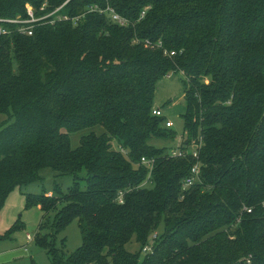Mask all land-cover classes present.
Instances as JSON below:
<instances>
[{
  "label": "trees",
  "instance_id": "obj_1",
  "mask_svg": "<svg viewBox=\"0 0 264 264\" xmlns=\"http://www.w3.org/2000/svg\"><path fill=\"white\" fill-rule=\"evenodd\" d=\"M66 2L76 22L31 36L2 24L0 210L50 169L72 178L68 194L55 196L56 186L26 195V206L47 213L63 202L55 230L78 219L82 234L68 256L37 239L52 264H264V0H109L124 27L88 12L105 0H0V18ZM177 72L187 79L185 145L202 141L201 182L188 192L181 182L196 160L166 159L170 149L150 144L175 138L152 110L156 85ZM97 126L104 132L71 147L72 134ZM143 157L155 159L151 172Z\"/></svg>",
  "mask_w": 264,
  "mask_h": 264
},
{
  "label": "rangeland",
  "instance_id": "obj_2",
  "mask_svg": "<svg viewBox=\"0 0 264 264\" xmlns=\"http://www.w3.org/2000/svg\"><path fill=\"white\" fill-rule=\"evenodd\" d=\"M185 82H187L185 75L182 72H177L170 78L164 77L156 85L153 109H159L163 114L164 121L161 127L175 134L174 139H152L150 144L156 148H165L166 150L182 148L187 151L191 147L185 145V137H183L182 116L186 107ZM205 84H208L207 80H205ZM5 119V116L0 114V124L4 123ZM165 121L172 122L173 127L166 129ZM91 132L101 134L104 130L97 126L72 134L70 136L71 147H78L80 138ZM163 157L170 159L165 153ZM41 176L40 182L14 189L0 210V236L11 230L14 231L9 239L0 242V264H52L48 250L37 245L35 243L37 239L45 241L47 244L52 242L55 248L65 256L74 253L82 246V234L78 219L73 220L59 232L55 230L57 215L64 206L63 202L47 213L41 211L40 207L26 206V195H42L44 190L48 194H53V190L57 186L59 192L54 195L63 198L73 185L71 177H57L50 169L43 170ZM84 180L85 176L82 174L79 181L80 187L84 188ZM190 189L183 190L181 182L182 192H188ZM16 227L18 228L16 229ZM156 233L158 237L161 234L158 230L152 236ZM27 235L31 237L32 241L26 240ZM151 247H153V242L148 244L150 250H152ZM125 248L129 252H135L138 245L132 240ZM148 253L142 251L141 257Z\"/></svg>",
  "mask_w": 264,
  "mask_h": 264
},
{
  "label": "built area",
  "instance_id": "obj_3",
  "mask_svg": "<svg viewBox=\"0 0 264 264\" xmlns=\"http://www.w3.org/2000/svg\"><path fill=\"white\" fill-rule=\"evenodd\" d=\"M107 2L105 7H100L98 5H93L88 9V12L90 13H98L100 15H105L109 21H111L112 23L119 25L121 27L124 26H128L130 23L124 19L123 17H121L115 10L114 8L108 3L109 0H105ZM67 2L64 3L63 5H61L60 7L54 9L52 12L50 13H45L43 15L40 16H36V13L34 11V9L29 6L26 5V14L27 17L24 19H20V18H16V19H1L0 18V36L2 35H8L10 33L9 30L5 29L2 27V24H14L17 25V31L22 34V35H28L31 36L33 34L34 29L36 28V26L39 25H45V24H54L56 22H63V21H68L71 20L73 22H76L78 20V18H71L68 15H66V13L64 12V7L66 6ZM45 7L46 5L44 4L41 8H40V12H44L45 11ZM145 12L141 13L140 19L143 18ZM146 43L148 44V41H146ZM161 44L158 43L157 44V48H160ZM167 54V53H165ZM170 56H173L174 53L169 54ZM172 76V74L167 75V78H170ZM152 115L155 117H159V118H163V114L161 112V110L159 109H153L152 110ZM173 127L172 122L170 121H165V128L166 129H170ZM201 145H202V141L201 138L199 139V142L193 146H191L187 151L182 149V148H176V149H171L167 156L170 159H184L187 158L188 156H190L192 159L196 160V162L193 164V166L191 167L188 175L183 179L182 181V189L183 190H188L190 188H192L193 186H195L196 184L201 182V163L199 162L198 158H199V152L201 149ZM119 150L121 151V153H123L124 155H126V152H124L121 148H119ZM140 164L147 167L149 172H151V170L154 167L155 164V159L154 158H141ZM119 203H123V193H119L118 198H117ZM262 207H264V202L262 203ZM252 209L251 208H247V207H243L242 208V212L241 213H251ZM241 220V216L238 217L236 219V222L239 223ZM156 238V234H154L152 236V240H154ZM26 240L28 242L32 241L31 237L29 235L26 236ZM152 248V247H151ZM144 252H151V250L148 248V245H146L143 248Z\"/></svg>",
  "mask_w": 264,
  "mask_h": 264
}]
</instances>
